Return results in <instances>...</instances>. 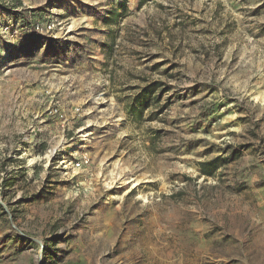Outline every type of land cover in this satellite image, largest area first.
Segmentation results:
<instances>
[{"label":"rangeland","instance_id":"obj_1","mask_svg":"<svg viewBox=\"0 0 264 264\" xmlns=\"http://www.w3.org/2000/svg\"><path fill=\"white\" fill-rule=\"evenodd\" d=\"M0 264H264V0H0Z\"/></svg>","mask_w":264,"mask_h":264},{"label":"trees","instance_id":"obj_2","mask_svg":"<svg viewBox=\"0 0 264 264\" xmlns=\"http://www.w3.org/2000/svg\"><path fill=\"white\" fill-rule=\"evenodd\" d=\"M112 16H114L115 18L119 17L120 15L116 12L112 13ZM113 22H116V19H114ZM159 85L157 83L148 85L143 87L138 93L137 95L134 97L133 101L130 103V107L127 111V114L130 116V114L133 112V110H135V107H138L136 105V103L138 101L141 100L142 103H147L146 98H149L150 94H155V92L157 91ZM155 99H158V96L155 97ZM135 108V109H134Z\"/></svg>","mask_w":264,"mask_h":264},{"label":"bare ground","instance_id":"obj_3","mask_svg":"<svg viewBox=\"0 0 264 264\" xmlns=\"http://www.w3.org/2000/svg\"><path fill=\"white\" fill-rule=\"evenodd\" d=\"M136 184H133L132 187H134Z\"/></svg>","mask_w":264,"mask_h":264}]
</instances>
